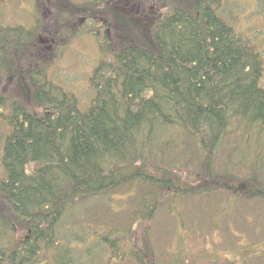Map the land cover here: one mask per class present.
Listing matches in <instances>:
<instances>
[{
	"label": "trees",
	"instance_id": "obj_1",
	"mask_svg": "<svg viewBox=\"0 0 264 264\" xmlns=\"http://www.w3.org/2000/svg\"><path fill=\"white\" fill-rule=\"evenodd\" d=\"M104 1L124 24L101 17L109 54L90 78L91 106L81 109L38 62L34 72L24 68L28 102L14 100L0 113L11 126L1 155L0 264H197L182 246L184 220L172 237L178 250L154 252L145 224L168 189L173 199L221 193L229 208L245 200L238 210L245 219L264 202L263 59L220 15L223 0ZM46 4L51 13L39 33L52 48L59 30L86 25L95 9L103 16L99 0ZM231 126L242 131L244 149L231 152L222 171L216 159ZM238 161L251 176L233 175ZM184 171L200 173L199 182L183 179ZM131 194L138 208L115 223L112 204ZM214 219L209 236L220 229ZM261 243L253 264H264Z\"/></svg>",
	"mask_w": 264,
	"mask_h": 264
},
{
	"label": "rangeland",
	"instance_id": "obj_2",
	"mask_svg": "<svg viewBox=\"0 0 264 264\" xmlns=\"http://www.w3.org/2000/svg\"><path fill=\"white\" fill-rule=\"evenodd\" d=\"M73 1L82 5L87 2L88 4H96L98 2V0ZM101 1L103 2L101 3ZM170 1L162 0V4L165 5L170 3ZM98 9L103 11V16L100 15V11L97 12V9H95L93 16L96 18H90L86 25L81 26L83 24H80L77 29L59 30L54 34V38H58V40L57 43H53V48L49 47L47 43L45 46L40 47L39 52L38 62L39 64H45L47 77L65 91L75 94L78 99V105L83 110L91 106L96 96V90L90 84V78L100 61L108 58L109 54L103 47L105 38L102 32H104L106 25H104L105 23L101 20V17L102 19L105 17L107 21L116 20L124 24L121 21L120 12H116L115 7L111 3L99 0ZM218 11L233 26L242 42L252 46L260 53L264 66V0H223ZM78 16L77 20L82 15L79 14ZM27 17H29V23H31L30 16L27 15ZM79 23L77 22V24ZM17 83L19 84V92L3 93L5 98L3 99L4 102L0 103V113L8 114L10 109L8 103L10 101L20 100L28 102L29 93L27 88L20 81H17ZM259 84L264 88V70ZM10 131V124L6 118L0 116V177L4 174L1 163L3 144ZM231 131V134L226 136L218 150L216 166L222 171L227 168L226 162L230 153L238 148V152L242 153L244 149L241 143L243 138L242 131H237L234 126H231ZM247 146L252 152L257 150L256 143ZM174 148H171L173 152L176 151ZM235 165H233L232 172L234 176L238 178L251 176L250 166L246 161H238ZM188 172L190 173V171ZM188 172L184 171L183 179L188 177L191 183H198L200 173L192 172L188 175ZM260 175L264 182V169H262ZM172 194L171 189L166 191L164 197L160 199L161 203L157 206L158 210L156 211L155 209L152 212H148L149 220L153 216L152 213H156L153 219L145 224L146 231L151 226L150 232L155 245L154 252L157 256L165 258L169 255L170 250L177 249L172 237L177 230L178 224L183 220L186 226L180 228L179 225L178 231L189 234V236H186L182 246L186 250L187 255L197 259V264L225 263L227 259H235L238 264H253L258 257L263 255L261 240L264 239V202H259L260 204L253 211V217L245 219L242 216L238 217L240 214L238 210H245V200H237L234 206L229 208L228 206L232 203L222 200L221 193L206 194L202 200L196 197L184 196H175L176 198L173 199ZM115 197L118 200L120 198L118 195H115ZM122 198V202H114L112 204V207H115L113 211L115 223L126 220L127 215L133 209L138 208L136 199L132 194ZM164 202L166 203L164 204ZM170 203L176 206L173 214L169 209ZM248 203L251 205L254 202L250 201ZM225 206L228 208L224 211ZM221 212H224V214L221 215ZM205 215L209 216L206 221L203 219ZM213 217L218 220L220 229L213 231V234L209 236L208 225ZM174 219L179 220L175 222ZM137 230L139 236L145 234L140 228H137ZM217 244H220V247ZM217 248L220 251L216 252L215 249ZM128 263L132 264L131 262Z\"/></svg>",
	"mask_w": 264,
	"mask_h": 264
},
{
	"label": "flooded vegetation",
	"instance_id": "obj_3",
	"mask_svg": "<svg viewBox=\"0 0 264 264\" xmlns=\"http://www.w3.org/2000/svg\"><path fill=\"white\" fill-rule=\"evenodd\" d=\"M46 3L48 0H0V103L4 102L3 93L19 92L17 81L24 85L26 64L34 72L40 47L47 43L52 47L50 39H41L39 33L51 13Z\"/></svg>",
	"mask_w": 264,
	"mask_h": 264
}]
</instances>
